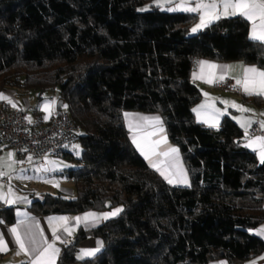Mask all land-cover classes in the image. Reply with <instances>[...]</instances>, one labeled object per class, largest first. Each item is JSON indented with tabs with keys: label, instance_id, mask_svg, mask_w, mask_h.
Listing matches in <instances>:
<instances>
[{
	"label": "trees",
	"instance_id": "obj_1",
	"mask_svg": "<svg viewBox=\"0 0 264 264\" xmlns=\"http://www.w3.org/2000/svg\"><path fill=\"white\" fill-rule=\"evenodd\" d=\"M197 22L154 0H0V92L35 91L44 101L56 91L79 130V154L64 156L76 164L66 171L76 197L43 194L30 212L123 209L80 229L56 264L79 262L88 237L104 247L81 264H245L264 254L263 238L251 233L264 224V163L229 116L218 129L196 121L202 93L191 80L199 59L264 70V43L250 38L242 16L191 35ZM126 112L162 117L189 187L171 186L148 166L130 140ZM13 210L0 217L14 223Z\"/></svg>",
	"mask_w": 264,
	"mask_h": 264
},
{
	"label": "crops",
	"instance_id": "obj_2",
	"mask_svg": "<svg viewBox=\"0 0 264 264\" xmlns=\"http://www.w3.org/2000/svg\"><path fill=\"white\" fill-rule=\"evenodd\" d=\"M163 1V0H162ZM179 3V0H171V2L162 3L159 7L161 8H173L176 10H173L171 12H183V13H192L188 11H183L180 9H177V4ZM156 5V3H154ZM157 6V5H156ZM186 7H193L195 6L193 2H190L185 5ZM198 16V22L199 23V13H193ZM239 16V15H237ZM229 17L234 16H222L220 19H225ZM218 20H214L211 22L207 27L212 25L213 23L217 22ZM250 23V37H251V30H252V23ZM202 28L201 30H204L205 28ZM254 40V39H253ZM258 41V40H255ZM261 42V41H259ZM264 43V42H262ZM199 61H207L210 64L217 65L215 69H209L206 65L202 68L199 64ZM244 67H255L260 70H263L259 68L256 65H250L245 64L243 62H217L207 59H199L196 61L195 67L191 73V80L192 82L200 89L202 93V100L200 103L195 107L196 111H194L195 119L196 121L204 125L208 128H214L218 129L221 126L222 120L225 116H229L232 118L245 132L246 130L254 125L259 124L261 127V122L264 121V103L261 105H258L255 103L256 98H261L264 100V95H248L245 94L244 90L241 94H231V93H225L221 91L217 84L220 82H223L227 78L232 79L234 81H237V79H241L243 77V72L240 66ZM228 66V67H225ZM223 77V79H221ZM209 79H212V83L207 82ZM243 88V87H242ZM8 96L15 98L19 104L22 106L26 105H33V100L30 98V93L23 94L21 91H18L14 88H8L6 90ZM205 93L208 95L206 96ZM226 102V103H225ZM233 102L237 106H243L245 109H250L251 111H242L238 107L233 105ZM44 104V103H43ZM41 106V105H39ZM39 106L35 107L39 108ZM36 109V111H39V115H35L32 120L36 122V124H43L45 122H48L51 117L58 113L57 111V105L55 106L49 105L48 110H41L39 108ZM128 113V117L125 118V124L126 128L129 132L130 140L132 142L133 136H136L137 138H143L147 133L155 132L156 134L153 136L147 137L149 141H155L160 140L161 143L156 146V153L155 155L149 153L150 160L152 164H155L160 171L157 170V167H153L152 164H150L149 159L145 158V155L141 153L140 149L136 147V145L132 142L137 152L146 160V163L148 166L156 171L168 184L175 187L180 188H187L191 185V180L189 173L187 171V168L184 164V161L182 159V155L174 144L170 142V139L168 137L163 119L158 114H149V113H140V112H126ZM45 116H48V119H45ZM141 117H159L162 124H156L154 122H147L141 119ZM243 125V126H242ZM163 127L164 131L161 133L158 131L160 127ZM264 130V127H261ZM256 137H262V136H248L246 137V140L244 142V146L251 150L252 152H255L257 157L260 159V143L257 142L255 144H251V146H248L250 144V141L254 140ZM166 138V142H164ZM141 142L143 143V139H141ZM169 147H174L178 149V152L176 154H170L169 156H164L162 153L167 152ZM13 150L16 151L13 148H10L6 146L1 140H0V158L5 155L8 151ZM79 150V148H77ZM77 150H74L72 152H69L70 154L78 155ZM16 157L15 162L19 166V168H28L29 170L32 169L34 172V176L30 177V171H28V174H24L23 176H18L17 179L15 178L14 184H16L17 187L14 188V184L11 187L6 186L9 181H6V179H3L0 181V185H4V187L0 188V196H3L5 199L0 200V210L4 208H13V213L15 216L14 223H7L5 219L0 217V234L3 235L5 241H7L8 246L5 251L0 252V264H30V261L34 258L35 253H29L26 254L25 252H20L19 255H17V252L20 251L19 246L15 242V237L11 233L10 229L15 226L17 228V231L22 239L25 240L26 247L28 249H31L33 247H36V245H33L29 243L30 237L32 235L36 236V239L38 241L43 240L44 238H47L49 243H54L55 247L58 248L59 254L61 250L69 245H72L75 243V238L79 232L80 229L89 230L96 228L103 223H105L107 220L117 216H112L107 219H98L93 220L90 219L87 223L81 222L77 224V222L71 218L76 216L83 217L84 213L81 214H54L49 216H37L30 212L29 207L34 201H42V195L43 194H51L54 196L61 195L68 199H74L76 197V191L74 184L66 178V173H57L58 170H60V166L63 164H58V162L55 160L58 159L63 161H68L66 158H56L48 161V163L45 166H42L35 162L32 158L29 160L30 157L27 154H23L16 151ZM21 161L23 163H21ZM69 162V161H68ZM54 166L53 168H51ZM71 167H75L76 164L74 162H69V164L65 165ZM37 169L39 170L37 172ZM161 171L165 173L169 178L172 179V183H169L167 179H165L164 176L161 175ZM13 177L16 176L14 173L12 174ZM186 177V180H185ZM7 200L13 201L12 203H7ZM121 208V207H116ZM115 209V208H113ZM113 209L106 210V211H88V212H109ZM58 217H68L69 220L67 223L62 222L58 219H52L51 221L49 218H58ZM64 227H69L72 229V234L68 235L66 232H64ZM53 228L56 229V235L60 236V240H56L53 236ZM264 228V224L260 226L258 229L254 230V234H256L257 230ZM42 233V235H41ZM258 235V234H256ZM263 238L264 236L258 235ZM63 241V242H62ZM40 247H46V245L41 244ZM104 247L103 241L99 238L95 237H88L79 244L78 252L76 257L80 255L81 249H95L99 248L100 250L96 252L92 256H84L83 259H78L79 262L75 264H81L82 260L92 258L95 255H97ZM59 254L55 258V264L57 263V259ZM264 257V254L260 256L259 258L248 261L245 264H264V259H261ZM209 264H229L226 259H222L219 261H213Z\"/></svg>",
	"mask_w": 264,
	"mask_h": 264
},
{
	"label": "snow or ice",
	"instance_id": "obj_3",
	"mask_svg": "<svg viewBox=\"0 0 264 264\" xmlns=\"http://www.w3.org/2000/svg\"><path fill=\"white\" fill-rule=\"evenodd\" d=\"M162 0H154V3H156L157 6H160ZM171 2V0H169ZM190 2V0H179V3L177 4V9L188 11L192 13H199V23H197L192 29V33H196L197 31L201 30L204 27H207L211 22L214 20L220 19L222 16H242L248 21L252 23V30H251V39L258 40L261 42H264V0H191V2L194 3L195 6L193 7H186ZM146 8L140 9V11H146ZM168 11H173L176 9L168 8ZM199 64L203 68L205 65L209 69H215L217 65L210 64L207 61H199ZM228 67V66H225ZM243 72V77L241 79H237L236 83L238 85H241L243 87V90L245 94L248 95H264V70H260L255 67H244L240 66ZM223 79V77H221ZM207 82L212 83V79H209ZM207 96L208 94L205 93ZM0 98L3 97V94H0ZM226 103V102H225ZM242 111H251L250 109H245L243 106H237ZM15 106V105H13ZM44 110L47 111L49 105H44ZM193 111H196V109H193ZM125 118L128 117V113H125ZM264 115V114H262ZM45 119H48V116H45ZM142 120L147 122H154L156 124H162L159 117H141ZM29 122H31L29 118ZM243 126V125H242ZM261 127H264V121L261 122ZM159 132H163L164 129L161 126L158 129ZM247 131V130H246ZM155 132H150L145 135L143 138H137L136 136H133L132 142L136 145L138 149H140L141 153L145 155L146 159H149L150 164H152L150 160L149 153L155 155L157 154L155 149L156 146H158L161 141L155 140V141H149L147 137L155 135ZM141 139H143V143L141 142ZM166 142V138L164 140ZM259 142L260 143V160L261 163H264V137H256L254 140L250 141V144L248 146H251V144H255ZM78 147V146H77ZM178 152V149L174 147H169L167 152H163L162 154L164 156H169L170 154H176ZM10 157L13 156V153L8 154ZM31 160V157L28 158ZM21 163H23L21 161ZM153 167H157L155 164H152ZM157 170L160 171V169L157 167ZM0 175H4L3 172H0ZM161 175L165 177V179L168 180L169 183H172V179L169 178L163 171H161ZM186 180V177H185ZM5 199L3 196H0V200ZM7 203H12L13 201L7 200ZM122 208H115L112 211L109 212H85L83 217L76 216L71 219L75 220L77 224L81 222L87 223L90 219L98 220V219H107L109 217L115 216L122 212ZM52 219H58L62 222L67 223L69 220L68 217H58V218H49L51 221ZM11 233L15 237V242L19 246L20 251L17 252V255L20 254V252H25L26 254L29 253H35L34 258L30 261V264H55V258L59 254V249L55 247L54 243H49L47 238H44L41 241H38L36 239L35 235H32L30 237L29 243L36 245V247H33L31 249H28L26 247L25 240L21 238L19 235L17 228L13 226L10 229ZM53 236L56 240H60V236L56 235V229L53 228ZM64 232H66L68 235L72 234V229L69 227H64ZM256 234L264 236V228H261L257 230ZM42 235V233H41ZM63 242V241H62ZM46 245V247H40V245ZM8 243L5 241L2 234H0V252L5 251L7 249ZM100 249H81L80 255L77 257L78 259H83L84 256H92L96 252H98ZM261 259H264L262 257ZM255 264V262H253Z\"/></svg>",
	"mask_w": 264,
	"mask_h": 264
},
{
	"label": "built area",
	"instance_id": "obj_4",
	"mask_svg": "<svg viewBox=\"0 0 264 264\" xmlns=\"http://www.w3.org/2000/svg\"><path fill=\"white\" fill-rule=\"evenodd\" d=\"M217 87L225 93L243 92L242 86L229 78L217 84ZM0 94L6 97L0 98V140L6 146L29 155L42 166L80 148L77 141L78 127L66 109L62 108L61 115L57 113L48 122L38 125L32 120L36 115L34 105L22 106L5 91ZM245 133L248 136L264 137V130L257 123L250 126Z\"/></svg>",
	"mask_w": 264,
	"mask_h": 264
},
{
	"label": "rangeland",
	"instance_id": "obj_5",
	"mask_svg": "<svg viewBox=\"0 0 264 264\" xmlns=\"http://www.w3.org/2000/svg\"><path fill=\"white\" fill-rule=\"evenodd\" d=\"M169 0H163L162 3H167ZM147 10L150 9L149 6H146L145 7ZM164 8V7H163ZM165 9V8H164ZM192 33V32H191ZM198 31L196 33H192L191 35H195L197 34ZM30 98H32L33 100V105L35 106H39V108L42 110H44V105H51V106H55L56 108V105H57V102H58V96H57V92L56 91H49L45 96V100L44 101H40L37 97V92L35 91H30ZM44 103V104H43ZM38 108V107H37ZM36 108V109H37ZM38 108V110H39ZM36 114L39 115L40 112L39 111H36ZM77 150V148L75 149ZM77 152H80V149L77 150ZM9 153H13L14 155L13 156H9L8 154ZM16 151H13V150H10L8 151L5 155H3L1 158H0V172H3L4 175H0V181L3 180V179H6V181H9L8 184L6 186H9L12 188L13 184H14V181H15V178L17 179L18 176H23L25 173L28 174V171H30V177L34 176V172L32 169H28L27 167L26 168H19V166L17 165V163L15 162V157L17 156L16 155ZM79 154V153H77ZM58 162V164H63L62 166H60V170H58L57 173H66L67 169H69V166H65L67 164H69L68 161H61L60 160L58 161L55 160V162ZM54 166H52L51 168H53ZM39 170L37 169V172ZM15 174L16 176L13 177L12 174ZM4 187V185H0V188ZM17 187L16 184H14V188ZM252 234H254V232L252 231L251 232Z\"/></svg>",
	"mask_w": 264,
	"mask_h": 264
},
{
	"label": "water",
	"instance_id": "obj_6",
	"mask_svg": "<svg viewBox=\"0 0 264 264\" xmlns=\"http://www.w3.org/2000/svg\"><path fill=\"white\" fill-rule=\"evenodd\" d=\"M63 105H64L63 101L60 100V101L57 102L58 115H61L62 114Z\"/></svg>",
	"mask_w": 264,
	"mask_h": 264
}]
</instances>
